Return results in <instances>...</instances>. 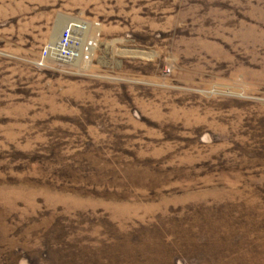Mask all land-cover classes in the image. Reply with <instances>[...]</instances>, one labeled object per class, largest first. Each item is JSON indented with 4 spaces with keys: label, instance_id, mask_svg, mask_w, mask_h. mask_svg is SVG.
<instances>
[{
    "label": "rangeland",
    "instance_id": "374dc122",
    "mask_svg": "<svg viewBox=\"0 0 264 264\" xmlns=\"http://www.w3.org/2000/svg\"><path fill=\"white\" fill-rule=\"evenodd\" d=\"M0 264H264V0H0Z\"/></svg>",
    "mask_w": 264,
    "mask_h": 264
},
{
    "label": "built area",
    "instance_id": "2783aa9c",
    "mask_svg": "<svg viewBox=\"0 0 264 264\" xmlns=\"http://www.w3.org/2000/svg\"><path fill=\"white\" fill-rule=\"evenodd\" d=\"M86 31L85 23H69L62 29L57 42L48 44L41 50L35 64L44 67L48 63L66 65L75 61L89 62L96 46V38L78 37Z\"/></svg>",
    "mask_w": 264,
    "mask_h": 264
},
{
    "label": "bare ground",
    "instance_id": "6f19581e",
    "mask_svg": "<svg viewBox=\"0 0 264 264\" xmlns=\"http://www.w3.org/2000/svg\"><path fill=\"white\" fill-rule=\"evenodd\" d=\"M71 22H72L73 24H78V21H76V20H72V21H70L69 23H71ZM59 23H60V22H59ZM59 23H58V24H59ZM69 23H68V24H69ZM68 24H67V25H68ZM67 25H65V26H67ZM65 26H64V27H65ZM64 27H63V28H64ZM59 36H60V31H59ZM75 62H77V61H75ZM75 62H73V63H75ZM79 62H80V61H79Z\"/></svg>",
    "mask_w": 264,
    "mask_h": 264
}]
</instances>
